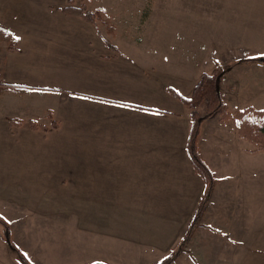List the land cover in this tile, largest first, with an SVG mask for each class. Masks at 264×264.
I'll return each instance as SVG.
<instances>
[{
  "label": "crops",
  "instance_id": "obj_1",
  "mask_svg": "<svg viewBox=\"0 0 264 264\" xmlns=\"http://www.w3.org/2000/svg\"><path fill=\"white\" fill-rule=\"evenodd\" d=\"M99 1L86 4L103 12L92 22L64 10L72 0H0L8 36L0 79L18 88L0 93V174L15 187L6 196L12 214L0 215L31 264H156L180 243L206 192L187 150L191 109L169 90L192 94L200 78L191 77L190 53L147 43L162 15ZM24 5L33 21L46 18L25 33L15 24ZM221 91L231 115L205 119L199 141L216 183L178 258L264 264V150L239 130V111L252 105L235 99L238 87ZM65 237L77 243L73 254ZM204 237L219 246L215 256L197 251ZM2 242L0 263L23 264Z\"/></svg>",
  "mask_w": 264,
  "mask_h": 264
},
{
  "label": "rangeland",
  "instance_id": "obj_2",
  "mask_svg": "<svg viewBox=\"0 0 264 264\" xmlns=\"http://www.w3.org/2000/svg\"><path fill=\"white\" fill-rule=\"evenodd\" d=\"M69 0H63L67 4ZM76 6L88 3L89 7L100 5L99 0H72ZM119 5L117 7L131 10L132 14H143L150 16L151 13L160 14L159 23H151L148 28H154L158 25L155 35H151V44L174 45L175 50L179 51L180 46L183 47L186 56L190 53L192 66V79L205 71L212 72L215 68H219L222 74L220 80V88L223 86H235L239 88V96L235 99H243L246 103H250L249 107L264 109V0H115ZM23 10L22 16L17 18L15 24L25 33L30 30L32 23H42L46 20L42 16H38L33 21L32 10L27 6H21ZM103 13V12H101ZM37 15V14H36ZM142 15V16H143ZM143 16V19H144ZM157 17L154 15V18ZM0 30V63L4 62L6 51L4 44L8 40L7 31ZM30 39V38H29ZM29 39L27 41H29ZM182 44V45H181ZM176 46H179L176 47ZM9 48V47H8ZM4 50V52H3ZM27 54L22 53L21 56ZM31 60L34 58L31 54ZM6 91V90H5ZM222 99L225 102L223 93ZM235 97V96H234ZM226 105V103H225ZM206 103H202L199 112L204 113ZM226 105V110H227ZM228 113H230L227 110ZM231 114V113H230ZM222 115L223 114H218ZM227 117V116H226ZM212 118V117H211ZM209 119V118H207ZM262 150V149H260ZM0 174V214H12L15 202L11 201L8 194H13L14 186ZM21 203L23 199L21 198ZM4 225L0 223V233H4ZM68 229H71L69 226ZM42 230H33V233L39 235ZM37 239V236L33 237ZM62 243L63 248L68 250V255L77 251V243L73 238H66ZM0 241L5 246L12 247L4 239ZM12 249L16 259L21 261L17 248ZM179 242L175 244L171 252L177 248ZM34 248L39 250L51 248L49 245H36ZM71 248V249H69ZM93 257H101L102 251L95 246H91ZM199 253H205L215 256L219 252V246L213 242H207L204 237ZM161 253V252H160ZM159 253V254H160ZM170 253V252H169ZM180 256V255H179ZM178 256V257H179ZM164 258V256H162ZM39 258V257H38ZM5 260V259H4ZM122 264H138L132 258H126ZM204 264V262H200ZM208 263L216 264V261L209 260ZM1 264V263H0ZM33 264V263H32ZM174 264H194L191 259L182 255Z\"/></svg>",
  "mask_w": 264,
  "mask_h": 264
},
{
  "label": "trees",
  "instance_id": "obj_3",
  "mask_svg": "<svg viewBox=\"0 0 264 264\" xmlns=\"http://www.w3.org/2000/svg\"><path fill=\"white\" fill-rule=\"evenodd\" d=\"M64 10L82 16L92 22H96V19L101 15V10L97 9L94 12H91L85 3L81 6L69 5L64 7ZM5 27L0 24V30H4ZM107 43H110L107 40ZM10 49L11 47L9 45ZM222 70L219 71V68H215L212 72H204L200 77L199 81L195 85L193 92L190 96H184L181 93L177 92L173 88H170V92L180 100H182L190 109H191V129L187 141V150L190 155V158L193 162V165L197 172L201 174L206 183V192L201 200L200 206L190 223L186 233L182 237L177 248L172 252L167 254L163 259H161L156 264H172L178 256L187 249V245L195 232L197 226L201 223L202 216L205 212V209L211 199L213 189L216 183V178L202 159L199 152V141H200V132L202 122L207 119L214 117L218 114H223L224 116L231 115L226 110V105L222 99L220 80L222 78ZM9 89H18L17 86L8 84L0 79V93ZM206 103L205 111L203 114L199 112V107L202 103ZM54 123H56L54 121ZM238 124L241 135L253 142L256 146V150H264V109L255 108V107H245L241 109L238 113ZM33 127H36L37 124L32 123ZM0 223L4 225V233L1 234L3 239L15 248L11 240V228L9 222L5 217L0 215ZM16 249V248H15ZM17 253L21 261L25 264H31L28 257L17 248ZM93 264H106L103 262H96Z\"/></svg>",
  "mask_w": 264,
  "mask_h": 264
},
{
  "label": "snow or ice",
  "instance_id": "obj_4",
  "mask_svg": "<svg viewBox=\"0 0 264 264\" xmlns=\"http://www.w3.org/2000/svg\"><path fill=\"white\" fill-rule=\"evenodd\" d=\"M16 39H19V37H16Z\"/></svg>",
  "mask_w": 264,
  "mask_h": 264
}]
</instances>
